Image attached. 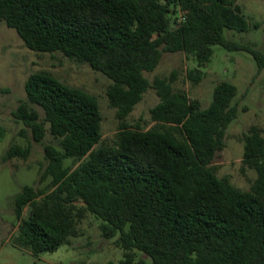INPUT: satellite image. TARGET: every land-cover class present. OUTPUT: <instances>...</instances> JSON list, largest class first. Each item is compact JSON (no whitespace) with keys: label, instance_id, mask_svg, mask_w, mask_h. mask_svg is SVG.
Returning <instances> with one entry per match:
<instances>
[{"label":"trees","instance_id":"trees-1","mask_svg":"<svg viewBox=\"0 0 264 264\" xmlns=\"http://www.w3.org/2000/svg\"><path fill=\"white\" fill-rule=\"evenodd\" d=\"M0 19L30 50L61 52L105 74L117 119L111 143H102L94 95L48 71L28 75L25 99L12 111L24 126L19 133L27 128L40 142L48 130L56 144L43 146L38 181L49 184L25 185L14 196V245L35 255L55 251L81 234L78 223L91 213L103 237H116L120 264H134L137 253L152 264H264L262 128L243 135L241 169L256 172L248 189L217 176L211 164L237 116L236 86L217 82L202 107L174 89L176 69L151 82L144 75L163 52L182 51L196 61L186 77L197 83L213 45L247 50L262 69L264 53L223 34L258 27L236 0H0ZM148 88L158 101L149 110L153 125L143 129L127 117ZM29 153L30 145L11 143L2 160Z\"/></svg>","mask_w":264,"mask_h":264},{"label":"rangeland","instance_id":"rangeland-1","mask_svg":"<svg viewBox=\"0 0 264 264\" xmlns=\"http://www.w3.org/2000/svg\"><path fill=\"white\" fill-rule=\"evenodd\" d=\"M250 23L248 31L236 32L224 29V36L241 44L251 45L264 53V0H236ZM210 61L202 65V78L193 83L186 77L188 69L196 67V61L182 51L163 52L158 65L144 75L151 82L155 76H168L176 69L174 89L187 91L191 98L200 100L206 107L212 98L215 84L221 80L233 83L236 88L234 101L238 111L236 118L228 125L224 147L216 152L212 165L217 176H227L232 184L240 189H248L256 177L250 168L241 169L243 135L252 126L262 128L264 136V67L257 68L253 55L247 50H228L221 45H213ZM48 71L63 83L81 88L97 98L101 112L102 143H111L117 130L115 109L109 105L106 88L111 80L102 72L93 70L86 62H77L61 52H35L25 46L17 32L6 26L0 19V264H120L123 250L116 246L113 238L101 235L98 220L87 213L78 227L81 234L70 237L67 244L60 245L55 251L32 254L28 249L13 244L18 220L14 213V196L25 185L47 186L49 178L39 183V175L46 165L43 146L56 144V139L46 134L42 141L32 139L26 128L20 135L23 123L16 121L13 109L20 100L25 99L24 82L35 71ZM158 101L153 88H148L142 99L134 106L127 117L130 125L139 124L143 129L153 125L149 110ZM41 114L40 107L34 105ZM11 143L30 145L26 158L14 157L2 160V155ZM71 164V160L66 161ZM79 162L72 164L76 167ZM28 206L23 209L26 217ZM134 264H152L144 253H137Z\"/></svg>","mask_w":264,"mask_h":264}]
</instances>
